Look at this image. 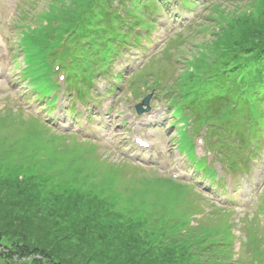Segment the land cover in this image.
Masks as SVG:
<instances>
[{"label": "trees", "instance_id": "trees-1", "mask_svg": "<svg viewBox=\"0 0 264 264\" xmlns=\"http://www.w3.org/2000/svg\"><path fill=\"white\" fill-rule=\"evenodd\" d=\"M167 1L171 0H55L38 15L39 27L20 34L22 72L36 85L37 97L48 98L49 107L55 104L57 85L51 76L55 68L65 73V84L75 89L77 98L89 93L93 77L109 76L121 51L143 48L153 29L150 18ZM230 2H250L252 8L231 19L218 17L220 24L224 22L206 45L212 58L207 61L205 54L195 58L192 71L175 83L169 100L182 125L190 115L196 131L205 129L202 139L216 147L214 152L217 146L220 151L230 147V155L222 156L237 171L240 165L248 168L242 164L246 155L258 154L264 141V0ZM77 82L81 85L76 90ZM75 112L72 107L71 115ZM184 141L181 144L191 150L190 141ZM245 149L249 153H243ZM91 150L64 143L49 145L45 151L34 146L16 153L4 152L0 146V241L8 242L4 249L11 245L26 255L35 253L47 264H249V260L258 264L255 256L264 258L256 239L252 250L262 256L255 254L246 263L242 258L230 260L228 247L236 235L227 225H190L176 207L148 210L142 194L148 180L125 191L120 187V168L113 169L115 182H107L116 185V192L95 190L87 174L95 171L90 168ZM42 155L49 159L36 163ZM190 159L192 164L198 162L194 165L202 175L213 179L216 189L225 185L216 181L217 172L207 168L203 159L193 154ZM129 183L125 181L127 187ZM243 245L251 247V242Z\"/></svg>", "mask_w": 264, "mask_h": 264}, {"label": "rangeland", "instance_id": "rangeland-1", "mask_svg": "<svg viewBox=\"0 0 264 264\" xmlns=\"http://www.w3.org/2000/svg\"><path fill=\"white\" fill-rule=\"evenodd\" d=\"M54 1L0 0V146L3 151L20 153L23 148L34 146L45 151L49 145L58 147L64 143L67 147L79 146L81 151L90 147V168L95 171L87 174L95 190L111 195L116 192V185L109 186L107 182H115L113 169L120 168L123 178L120 187L125 191L138 187L140 180H148L142 185L148 210L166 211L176 207L179 208H174L176 212L187 215L190 225L208 228L227 225L236 235L229 243L232 250L228 247L232 252L230 260L242 258L246 263L245 260L259 255L252 250L255 247L252 241L256 239L257 249L263 252L264 230L259 222L264 223V141L258 154L245 149L243 153L249 154L242 164L248 168L244 170L240 165L234 171L227 158L230 147L229 151H220L217 146L218 151L212 152L216 147H209L201 138L205 129L196 131L190 115L182 125L169 100L175 83L190 72L195 58L200 54L207 55V61L212 58L206 45L224 22L220 24L222 19L218 17L231 19L250 11L252 4L191 0L195 4L185 6L178 0L167 1L150 18L153 29L143 48L121 51L111 64L109 76H94L90 92L82 98H77L75 89L67 88L64 76L54 70L52 80L59 87L55 89V106L49 107L48 98L37 97L36 85L24 76L25 56L18 46L20 34L25 29L39 27L38 15L51 8ZM78 85L80 82L76 83V90ZM147 95H150L148 111L138 114L136 106ZM73 105L76 116L69 111ZM136 139L148 143L149 148L141 149ZM184 140L190 141L191 150L181 144ZM217 144L225 148L222 142ZM192 154L203 159L207 168L218 171L216 181L225 183L222 188L216 189L211 184L213 179L201 174L194 165L199 166L198 162L192 164ZM38 159L45 162L49 158L39 156L36 163ZM125 181H130L128 187ZM184 202L191 206H184ZM244 241H250L251 247L245 248ZM7 243L0 241V254H3L0 264H34L35 260L41 261L37 264H47L35 253L26 255L11 245L4 249L2 245ZM19 252L24 256L18 257ZM254 259L264 264V258L255 256Z\"/></svg>", "mask_w": 264, "mask_h": 264}, {"label": "water", "instance_id": "water-1", "mask_svg": "<svg viewBox=\"0 0 264 264\" xmlns=\"http://www.w3.org/2000/svg\"><path fill=\"white\" fill-rule=\"evenodd\" d=\"M150 95L146 96L141 104L136 106L137 112L142 113L144 111H148V101H149ZM145 106L146 108L143 109L142 107Z\"/></svg>", "mask_w": 264, "mask_h": 264}]
</instances>
